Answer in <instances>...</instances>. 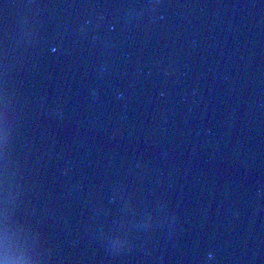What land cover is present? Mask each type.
Returning a JSON list of instances; mask_svg holds the SVG:
<instances>
[{
    "label": "water",
    "instance_id": "1",
    "mask_svg": "<svg viewBox=\"0 0 264 264\" xmlns=\"http://www.w3.org/2000/svg\"><path fill=\"white\" fill-rule=\"evenodd\" d=\"M0 264H264V0H0Z\"/></svg>",
    "mask_w": 264,
    "mask_h": 264
}]
</instances>
